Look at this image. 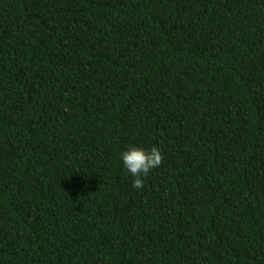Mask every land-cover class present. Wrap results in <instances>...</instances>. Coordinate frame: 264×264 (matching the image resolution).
Here are the masks:
<instances>
[{"label": "trees", "instance_id": "trees-1", "mask_svg": "<svg viewBox=\"0 0 264 264\" xmlns=\"http://www.w3.org/2000/svg\"><path fill=\"white\" fill-rule=\"evenodd\" d=\"M0 264H264V0H0Z\"/></svg>", "mask_w": 264, "mask_h": 264}, {"label": "clouds", "instance_id": "clouds-1", "mask_svg": "<svg viewBox=\"0 0 264 264\" xmlns=\"http://www.w3.org/2000/svg\"><path fill=\"white\" fill-rule=\"evenodd\" d=\"M119 159L124 170L133 178L131 187L138 189L144 184L143 177L160 166L162 153L156 145L145 148L128 144L119 153Z\"/></svg>", "mask_w": 264, "mask_h": 264}]
</instances>
